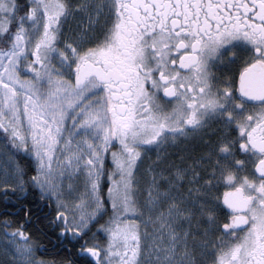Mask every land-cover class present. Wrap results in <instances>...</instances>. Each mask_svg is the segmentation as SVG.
Instances as JSON below:
<instances>
[{"label": "snow or ice", "instance_id": "snow-or-ice-1", "mask_svg": "<svg viewBox=\"0 0 264 264\" xmlns=\"http://www.w3.org/2000/svg\"><path fill=\"white\" fill-rule=\"evenodd\" d=\"M0 264H264V0H0Z\"/></svg>", "mask_w": 264, "mask_h": 264}, {"label": "flooded vegetation", "instance_id": "flooded-vegetation-1", "mask_svg": "<svg viewBox=\"0 0 264 264\" xmlns=\"http://www.w3.org/2000/svg\"><path fill=\"white\" fill-rule=\"evenodd\" d=\"M225 190H226V189H222L220 194L222 195V194H223V192H224Z\"/></svg>", "mask_w": 264, "mask_h": 264}]
</instances>
